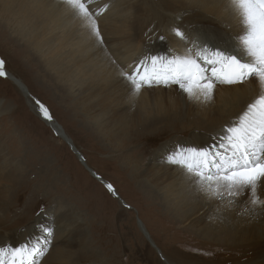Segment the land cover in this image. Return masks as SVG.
Masks as SVG:
<instances>
[{"label":"rangeland","instance_id":"374dc122","mask_svg":"<svg viewBox=\"0 0 264 264\" xmlns=\"http://www.w3.org/2000/svg\"><path fill=\"white\" fill-rule=\"evenodd\" d=\"M154 2L149 1L150 4ZM119 6L126 8L127 2ZM168 8L166 5L161 11ZM193 10L182 8L178 20L184 22L183 19L193 14ZM165 12L169 20L171 12ZM205 31L201 32L212 38L217 37L214 32ZM11 32L0 31V59L4 61L5 68L26 83L32 95L29 97L7 76H0V150L5 153L0 164L14 162L10 156L18 163L16 185L9 186L4 182L0 189V239L8 238L7 245L17 247L26 242H19L23 238L39 230L43 232L42 222L47 220L53 234L49 250L40 261V264H44L48 253L56 248L52 237L55 238L60 229L58 219L62 215L69 226L75 227L74 234L67 230L61 234L67 233V241L62 245H71L69 250L66 248V257L77 264H177L182 262L183 256L191 257V260L199 258L207 263L218 253L225 257L224 262H228V258L231 261L240 260L250 254L246 245H222L201 236L198 227L192 226V220L205 215L216 205L222 209L216 208L215 211L224 210L229 205L233 207L245 221L251 223V234L264 239V213L259 208L253 213L247 191L239 197L223 199L209 198L200 192L198 202L202 203L201 206L195 204L191 207L184 197H179V201L174 199L170 187L164 189L165 184L172 181L164 172L169 164L167 155L177 146H191V135H210L204 126L206 120L195 116L197 112L192 108V98L185 96L182 90L179 92L182 96L178 93L173 94L177 97L168 94L164 100L181 103V112L178 110L162 116L154 125L141 126L131 122L125 135L97 132L81 106H74V98H68L52 85L50 78L53 72L42 71L40 62L29 55L30 51L22 45V41L7 38ZM151 37L152 40L166 41L159 30L151 33ZM165 43L147 55H158L157 51L169 45L167 41ZM133 63L135 67L139 64L133 61L130 68ZM166 86L147 88L165 89ZM171 87L180 90L178 85ZM156 100L157 95L153 97V101ZM38 102L49 110L52 120L60 123L62 132L72 139L70 144L68 138H60L59 132L43 118ZM228 126L233 125L225 123L220 127L224 128L223 133H219L221 138ZM221 138L214 136L213 144H219ZM194 142L198 143L197 140ZM71 143L83 154L86 162L72 151ZM133 156L142 161L146 167L144 172L139 173L134 169L130 159ZM83 163L91 168H87V164L83 166ZM171 167L173 171H181L175 165ZM152 169L163 170L166 182L160 185L152 182ZM103 179L116 189L118 196L101 181ZM260 190L258 195L264 199ZM229 200L233 202L229 203ZM179 204L182 212H186V221L176 210ZM213 212L207 214V221L219 222L220 213L211 215ZM138 218L145 227L140 226ZM12 239L15 240L10 241ZM203 249L205 253L201 252Z\"/></svg>","mask_w":264,"mask_h":264},{"label":"bare ground","instance_id":"6f19581e","mask_svg":"<svg viewBox=\"0 0 264 264\" xmlns=\"http://www.w3.org/2000/svg\"><path fill=\"white\" fill-rule=\"evenodd\" d=\"M124 1L127 2L126 8L119 6ZM149 1L86 0L89 10L96 18L102 40L95 35L90 24L67 5L65 0H0V27L2 32L12 31L7 38L22 41V45L30 51L29 55L40 62L42 71L53 72V76L50 78L52 85L63 91L68 98H74V106H81L82 111L93 121L97 132L107 135H125L128 133L130 127L128 124L131 122H136L141 126L154 125L157 119L162 116L178 110L179 113L181 112V103L166 101L164 98H168V94L177 97L173 95L176 93L182 96L179 93L182 89L177 90L171 85L154 84L166 86V88H147L148 86L145 85L146 87H142L139 92L135 90L124 75L128 71L130 74L136 68L134 63L131 68L129 66L133 61L139 63L149 51H156V48L159 46L161 48L166 44V41L169 45L163 49L167 48V50L162 51V49L156 53L167 55L170 49L173 52L182 53L185 46L192 47L194 43L207 47L213 46V43L221 42L233 44L236 42V37L242 32L240 19L230 0H155L154 4H150ZM166 5L169 8L163 9L164 12L161 11V8ZM182 8L183 10L194 9V12L188 14L187 18L183 19L184 22L181 23L177 16L180 15ZM98 10L104 11L97 13ZM167 10L174 15H172L174 18L170 17V14V19H167L165 12ZM162 12L165 13L166 19ZM185 21L187 25H185ZM176 28L185 32L186 37L190 40L185 41L177 37L174 32ZM156 30L161 31L165 42L152 40L151 33ZM201 31H212L217 37L212 38ZM145 34H147L146 37H144ZM3 70L8 79H12L31 97V92L21 78L5 67ZM76 91L78 92L76 93ZM182 92L184 91L182 90ZM184 94L188 96L187 93L184 92ZM261 94H264V85H261L256 79H249L242 84L235 85L217 83L211 100L192 98L194 100L192 108L197 112L195 116L206 120L207 124L204 126L206 133L210 135H191L193 141H190V145L200 147L214 145L213 137L221 138L219 133L224 128L220 127L225 123L228 125L237 123L239 117L247 110L248 105ZM156 95L158 100L153 101V97ZM38 103L40 108L41 104ZM40 114H43L42 110ZM43 118L56 132H59L60 138H68L72 142V139L60 129V123L56 120H49L45 116ZM197 124L199 125V122ZM196 140L198 143L194 142ZM211 141L212 143H209ZM216 144L218 143L216 142ZM70 146L79 157V150L75 145L71 143ZM4 156L5 153L0 150V159ZM10 157L14 162H9L7 165L6 162L0 164L3 166L0 167V189L4 182H7L9 186L16 185L18 163L13 156ZM81 157H83L82 161L86 162L84 156ZM130 159H132L133 167L137 172L145 171L146 167L143 166L139 158L133 156ZM171 166L173 165L167 164L164 169L166 176L172 178L170 183L165 184L164 189L170 187L174 199L179 201V197H184L188 206L194 207L197 204V207H200L202 204L198 202L200 191L195 190L182 169L176 172L172 170ZM86 167L91 168L88 164ZM152 171V182H155L156 185L166 182L163 170L152 169ZM107 183L109 182L107 181ZM112 190L118 196L116 189ZM260 193L264 196V187L261 188ZM176 208L182 215V220L186 221L188 218H186V212H182L181 205H177ZM216 208L222 209L217 205L210 208L205 215L192 220V226L198 227L201 236L211 238L222 245H246L250 254L240 260L231 261V258H228V262H224L225 257L218 253L212 257L211 262L207 263L199 258L191 260V257L183 256L182 262L177 264H264L263 237L251 234V223L245 221L244 217L230 205L224 210L215 211ZM211 212H213L211 215L216 212L220 213L219 222L207 221V214ZM63 219V216L60 215L58 219L60 223H57L60 225V229L57 230L55 238L52 237L56 248L48 253L44 264H77L66 257L67 249L69 250L71 245H62L67 241V233L61 234L65 230L72 231L71 233L74 234L75 227L69 226ZM138 220L145 227L140 218ZM42 224L44 228L51 226L47 220ZM37 233L40 235L37 236ZM44 237V232L39 230L19 242L26 241L31 245L38 238L43 239ZM6 240L8 241V238L0 239V247L11 246L7 245L9 242ZM151 241L154 244V241ZM204 251L203 249L201 252Z\"/></svg>","mask_w":264,"mask_h":264},{"label":"snow or ice","instance_id":"6c2138e0","mask_svg":"<svg viewBox=\"0 0 264 264\" xmlns=\"http://www.w3.org/2000/svg\"><path fill=\"white\" fill-rule=\"evenodd\" d=\"M242 26L236 42L213 43L212 47L193 44L182 53L146 55L125 77L139 92L145 85H178L189 97L211 100L217 83L242 84L255 78L264 85V0H230ZM91 26L102 40L95 16L86 0H65ZM175 35L187 40L185 32ZM163 39V37H160ZM0 59V76L4 72ZM51 120L49 110L40 105ZM169 164L183 170L195 188L209 198H236L247 191L253 213H264V199L258 195L264 187V94L259 95L237 123L226 129L218 145L177 146L166 157ZM112 190V185H108ZM233 200H229L232 203ZM42 240L0 247V264H40L50 247L52 227L43 228Z\"/></svg>","mask_w":264,"mask_h":264},{"label":"water","instance_id":"95a60500","mask_svg":"<svg viewBox=\"0 0 264 264\" xmlns=\"http://www.w3.org/2000/svg\"><path fill=\"white\" fill-rule=\"evenodd\" d=\"M70 142V141H69ZM79 152V151H78ZM83 154L82 153H79V158L82 160L83 159V157H81ZM89 170H91V169H89ZM93 174V173H92ZM95 176H98L97 174H94ZM98 178V177H97ZM107 187H108V185H109V183H107V181L106 180H101ZM112 189H113V187H112ZM140 222V221H139ZM140 225L142 226V224L140 223Z\"/></svg>","mask_w":264,"mask_h":264}]
</instances>
